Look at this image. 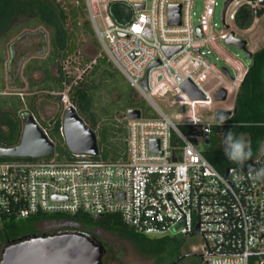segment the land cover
Instances as JSON below:
<instances>
[{
  "label": "built area",
  "instance_id": "built-area-1",
  "mask_svg": "<svg viewBox=\"0 0 264 264\" xmlns=\"http://www.w3.org/2000/svg\"><path fill=\"white\" fill-rule=\"evenodd\" d=\"M82 1L97 42L125 81L126 92L139 96L138 100L133 96L136 103L144 104L145 99L155 116L144 117L139 110L138 119H127L123 113L124 151L118 161L103 160L99 152L97 156L69 152L67 161L49 158L53 152L40 159H1L0 231L6 223L36 215L117 214L126 226L150 238L198 234L203 241L201 264H264V180L252 179L254 171L264 167V154L224 177L196 147L218 124L215 113L213 123H203L195 113L199 105L211 106L218 90L224 89L226 95L238 90L247 68L221 47L230 31L226 15L229 12L234 22L242 7L255 15L264 10L262 0H231L224 15L227 30L223 24L216 30L211 22L216 0H199L196 26L194 0ZM115 2L133 10L124 26L114 24L108 14L102 18V11ZM136 5L143 8L137 10ZM171 5L180 6L178 25L168 23ZM98 17L103 25L110 22L103 31ZM164 47L178 50L167 57ZM210 55L223 65L209 60ZM154 61L159 65L148 71L144 91L140 81ZM75 79L79 83V77ZM185 81L196 87L202 100L188 98L180 88ZM175 92L178 115L173 120L149 96ZM65 101L73 107L72 101ZM59 133L63 139L61 127Z\"/></svg>",
  "mask_w": 264,
  "mask_h": 264
},
{
  "label": "trees",
  "instance_id": "trees-1",
  "mask_svg": "<svg viewBox=\"0 0 264 264\" xmlns=\"http://www.w3.org/2000/svg\"><path fill=\"white\" fill-rule=\"evenodd\" d=\"M70 0H0V46L6 44L8 39L16 35L23 29H37L43 27L49 31V51L46 58L36 64H27L25 74L31 70L39 69L42 71L43 78L40 81L44 89L59 91L63 84L74 83L73 76L64 72V63L69 62V54H75L74 46L67 29L66 20L75 17V10ZM132 8L125 3H110L107 7V13L111 21L119 26L129 23L132 18ZM264 10H258L255 15L242 7L237 11L234 19L236 27L247 29L251 26L253 18H260ZM11 51V50H10ZM0 48V70L3 66L4 54ZM11 56L13 53L11 51ZM251 64L236 91L232 115L222 126L215 124L211 127V133L207 136L210 148L201 151L203 157L219 172L224 173L227 169H237L248 167L258 157L259 147L264 140V46L252 53ZM95 71L89 73L93 79L99 80H116L121 75L115 70L106 58H94ZM91 63V62H90ZM55 64L59 71V76L54 77L49 72V66ZM87 70V69H86ZM80 87L76 91V98L72 100L77 109V114L95 133L97 147L100 157L106 161H118L123 158L124 151V120L123 113L128 109H138L144 117H154V113L147 105L134 102L131 92H122L121 104L110 105L102 108H91L93 104V95L97 87L94 80L87 82L81 81ZM78 83V84H79ZM32 84V83H31ZM124 86L118 88L122 91ZM21 103L17 102L12 96L0 95V120L9 122L7 132L0 134V146L13 147L19 141L20 136V119L18 115ZM121 112L122 127L115 128L113 114ZM108 117L111 124H105L97 127V117ZM110 117V119H109ZM61 127L57 119L51 124H46L45 128L48 139L54 144L53 153L49 156L57 160H70L71 155L63 143L59 133ZM182 130H187L186 128ZM232 131L235 135L247 134L251 143L253 156L243 166L230 162L223 151V145L216 146V138L222 142L226 133ZM119 132L120 141L114 140L116 133ZM55 154V155H54ZM13 159V158H0ZM47 159V158H46ZM40 221H53L56 223V229L49 233L59 231H81L92 235L96 241L100 242L105 249V255L102 264H107L118 256L107 243L103 242L97 233L88 232L87 227L99 228L111 234H117L126 238L135 245L136 249L143 255L151 256L157 260L172 258L168 263L171 264L178 258L180 260L186 257L181 252L180 240L168 236L160 238H150L142 233L136 232L129 226H126L119 215L105 214L96 220L87 213H77L75 215L53 214V215H36L27 219L9 222L4 224L3 232L0 231V238L4 240L13 239L20 236L39 234L35 229V223ZM86 228V229H85ZM184 238V237H183ZM194 264H201L199 259Z\"/></svg>",
  "mask_w": 264,
  "mask_h": 264
},
{
  "label": "rangeland",
  "instance_id": "rangeland-1",
  "mask_svg": "<svg viewBox=\"0 0 264 264\" xmlns=\"http://www.w3.org/2000/svg\"><path fill=\"white\" fill-rule=\"evenodd\" d=\"M70 2L73 4L72 6L75 10V17L68 18L66 20V25L76 55L69 54V57L67 58L69 62L64 63V72L69 76H73L74 80H76V77H79L83 78L84 82H90V80H94L96 82L95 84H97V87H95L96 89L93 93H91V95H93V104L91 105V108L94 107L98 109L110 105L121 104L122 97L120 93L126 92L127 90L125 81L122 77H119L114 81L104 79L99 80V78L93 79L91 75H88L89 73H93L95 71L93 64L94 61L92 60L94 58H106V56L102 52L100 44L97 42L96 35L92 30V25L89 21L83 1L70 0ZM224 2L225 0H216L217 4L211 12V22L212 24L215 23L217 25L215 28L216 30H219L222 27L221 14ZM192 12L194 13V16L192 17V24L193 26H196L201 15V2L199 0H194ZM107 14V11H102V18L104 19ZM225 22L229 25V30L234 33L236 38L247 42V49L249 52L253 53L262 47V41L264 40V14L260 18H253L251 26L247 29L236 27L235 23L229 17V12H227ZM109 23L110 22L106 20L103 25L102 19L99 17L97 18V26L102 31L105 26H109ZM1 47L4 51V61L0 70V95H10L16 102L18 99L21 103L19 113L32 114L36 123L40 127H45L48 123L52 125V123L57 119L61 123L64 110L69 107V102H66L65 100L69 99V101H72L76 98L75 90L80 87V83L76 84L74 82L69 85L64 84L59 91L56 89L49 90L44 89L40 83L43 78L41 70H31L28 74H25V66L27 64H38L46 58L49 51V31L43 27H39L37 29H23L8 39V42L0 46V48ZM221 47L230 58L235 59L244 68H248L250 66V58H248L241 50H238L234 46H227L226 44H221ZM10 50L12 51L13 56H11L12 54ZM22 58L24 60L17 76V64ZM208 58L209 60L215 62L217 66L223 65L221 61H214V57L212 55L208 56ZM48 69L54 77L59 76V71L55 64L50 65ZM120 86H124L122 91L118 90ZM63 88H65L64 90L67 92V95L62 93ZM236 91L237 90H231L228 92L226 99L223 102H216L213 100V104L211 106H197L195 113L201 117V121L203 123H213L214 113L216 111H232ZM59 92H61V94ZM131 93L134 96V99L138 100L139 96L136 93ZM149 98L167 117L176 120L178 115V104H174V102L179 99L178 93H168L164 96L150 95ZM142 102L144 104H148L145 99H142ZM72 106L77 113L74 103ZM21 114L18 115L20 119V133L23 116ZM107 119L108 117H97L96 128L98 129V126L100 127L104 125V123L111 124V120L109 121ZM112 119L115 120V128L122 127L120 122L121 112H115ZM7 125H9V122L0 120V134L7 132ZM120 135L121 134L117 132L114 140L120 141ZM244 137L249 140L247 134H244ZM216 141V146L219 147L222 145V142L218 137L216 138ZM196 147L199 151H206L210 148V146L202 140L196 144ZM259 154H264V140L261 142L259 147ZM35 229L38 232L49 233L50 231L56 229V223L53 221H40L35 223ZM86 230H88V232L97 233L98 237L103 242L107 243L118 253V256L109 261L107 264H166L172 260L171 257H165L163 261H160L151 256L143 255L136 249L134 244L129 242L123 236L111 234L105 230L93 227H87ZM169 237L181 241V252L186 255V257L179 260L176 264H194L200 259V256L203 254V241L198 234L187 238H183L179 234ZM2 246L1 242L0 250Z\"/></svg>",
  "mask_w": 264,
  "mask_h": 264
},
{
  "label": "water",
  "instance_id": "water-1",
  "mask_svg": "<svg viewBox=\"0 0 264 264\" xmlns=\"http://www.w3.org/2000/svg\"><path fill=\"white\" fill-rule=\"evenodd\" d=\"M231 0H226L223 5L221 14V22L224 30L228 26L224 23V15L227 6ZM264 5V0L259 2ZM142 5H136L135 9H142ZM180 18V6L171 5L168 7V23L178 25ZM199 36L200 29H196ZM227 46H234L241 50L248 58L252 53L247 49V42L238 39L234 33L229 31L225 39ZM264 46V40L262 41ZM178 48L164 47L163 51L169 57ZM23 58L18 62L16 74L18 76ZM159 65V61H154L145 70L144 76L140 84L144 91H147V74L148 71ZM224 74L227 71L222 68ZM83 81V78H79ZM183 92L191 101L202 100V94L189 81H185L181 87ZM226 99V91L220 89L215 94L217 102H223ZM183 109L180 108L179 112ZM224 115L225 121L230 118L232 111L218 110L215 112V122L218 123L219 116ZM140 112L138 109L126 110L127 119H138ZM64 145L68 152L72 154H87L91 156L98 155V147L95 133L82 121L73 107H67L64 110L61 122ZM150 141V149L152 143ZM156 143V142H155ZM208 143V140H205ZM54 150V144L43 133L39 125L36 123L32 114H25L22 117V127L18 143L13 147L0 146V158H30L40 159L47 157ZM174 161V158H173ZM242 170H245L242 168ZM232 168L227 169L223 176L226 177L231 173ZM99 215H92L93 219H97ZM105 255L104 246L95 240V238L81 231H59L56 233H39L16 237L5 242L0 250V264H102ZM180 260L178 258L171 264H175Z\"/></svg>",
  "mask_w": 264,
  "mask_h": 264
},
{
  "label": "clouds",
  "instance_id": "clouds-1",
  "mask_svg": "<svg viewBox=\"0 0 264 264\" xmlns=\"http://www.w3.org/2000/svg\"><path fill=\"white\" fill-rule=\"evenodd\" d=\"M224 122L225 116H219L218 124L222 126ZM222 145L227 159L236 165L243 166L253 156L251 143L243 134L237 136L232 131L227 132ZM252 179L254 181L264 180V167L255 170Z\"/></svg>",
  "mask_w": 264,
  "mask_h": 264
},
{
  "label": "flooded vegetation",
  "instance_id": "flooded-vegetation-1",
  "mask_svg": "<svg viewBox=\"0 0 264 264\" xmlns=\"http://www.w3.org/2000/svg\"><path fill=\"white\" fill-rule=\"evenodd\" d=\"M9 74V73H8ZM21 115H25V114H21ZM33 116V115H32ZM23 117V116H22ZM35 119V118H34ZM0 241L2 242V240L0 239ZM0 242V243H1ZM5 242H6V240H4V242H2V245H4L5 244ZM173 263V262H172ZM176 264V263H175Z\"/></svg>",
  "mask_w": 264,
  "mask_h": 264
},
{
  "label": "snow or ice",
  "instance_id": "snow-or-ice-1",
  "mask_svg": "<svg viewBox=\"0 0 264 264\" xmlns=\"http://www.w3.org/2000/svg\"><path fill=\"white\" fill-rule=\"evenodd\" d=\"M137 31H139V29H137Z\"/></svg>",
  "mask_w": 264,
  "mask_h": 264
}]
</instances>
